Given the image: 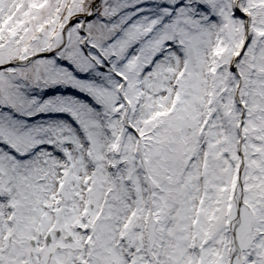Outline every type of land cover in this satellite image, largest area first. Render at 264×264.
Masks as SVG:
<instances>
[{"label":"snow or ice","instance_id":"1","mask_svg":"<svg viewBox=\"0 0 264 264\" xmlns=\"http://www.w3.org/2000/svg\"><path fill=\"white\" fill-rule=\"evenodd\" d=\"M0 264H264V0H0Z\"/></svg>","mask_w":264,"mask_h":264}]
</instances>
